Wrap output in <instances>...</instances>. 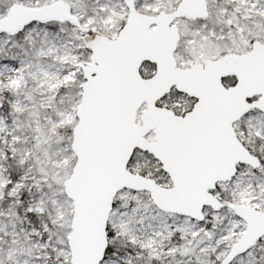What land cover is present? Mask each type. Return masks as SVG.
I'll list each match as a JSON object with an SVG mask.
<instances>
[{"label": "snow or ice", "instance_id": "snow-or-ice-1", "mask_svg": "<svg viewBox=\"0 0 264 264\" xmlns=\"http://www.w3.org/2000/svg\"><path fill=\"white\" fill-rule=\"evenodd\" d=\"M0 264H264V0H0Z\"/></svg>", "mask_w": 264, "mask_h": 264}]
</instances>
